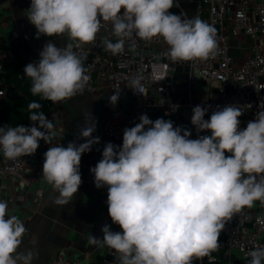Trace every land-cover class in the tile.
<instances>
[{
    "label": "clouds",
    "instance_id": "9594fccd",
    "mask_svg": "<svg viewBox=\"0 0 264 264\" xmlns=\"http://www.w3.org/2000/svg\"><path fill=\"white\" fill-rule=\"evenodd\" d=\"M174 6V0H31L26 16L37 39L67 34L76 48L96 40L101 21L111 22L117 39L103 43L114 56L124 53L125 39L133 35L145 41L162 37L173 62L214 55L216 29L199 17L170 13ZM39 57L24 68L32 95L58 103L83 93L90 77L73 43L57 47L49 41ZM130 83L131 90L143 92L139 80ZM113 93L108 100L115 106L121 89ZM41 107L35 101L28 105L29 120L39 127H0V151L15 160L34 154L40 140L52 145L44 153L42 177L58 193L52 203L65 206L82 183V155L100 143L93 136L96 121L91 112L84 119L78 132L83 143L53 145V122L31 111ZM259 107L242 130L240 106L213 111L207 120L208 108L195 106L191 124L197 133L210 132L196 139L171 120L142 114L139 123L123 130L122 145L106 143L102 158L90 168L95 187H107L108 214L122 231L105 224L102 239L91 235L88 243L112 250L114 264H193V258L205 257L213 264L226 222L256 201L264 204V102ZM25 233L22 220L0 201V264H33L31 248L19 251ZM30 243L34 246L35 239ZM245 261L264 264V247L249 250Z\"/></svg>",
    "mask_w": 264,
    "mask_h": 264
},
{
    "label": "built area",
    "instance_id": "2783aa9c",
    "mask_svg": "<svg viewBox=\"0 0 264 264\" xmlns=\"http://www.w3.org/2000/svg\"><path fill=\"white\" fill-rule=\"evenodd\" d=\"M196 17L216 29L217 47L208 59L189 61V86L202 81L208 93L201 98L190 96L186 102L187 109L192 116L195 106L208 108L204 117L207 120L213 111L237 105L243 111L238 118L241 127L244 117L249 114L256 116L257 111L262 110L259 105L264 102V0H200ZM101 24L93 43L79 48L75 47V41L69 40V43H73L78 55L85 57L84 67L90 77L85 89L94 91L107 85L109 93L114 94L118 88L122 95L128 97L127 106L109 109L102 131L105 139L122 141L123 130L139 123L142 114H147L153 121L157 118L167 120L166 116L175 115L177 103L171 85L176 66L168 56L169 46L160 36L145 41L133 35L125 39L123 54L112 55L105 51L103 42H115L117 38L113 35L111 22L101 21ZM241 36L249 41V56L242 64L234 65L230 45L232 40L238 42ZM8 51L0 49V99L8 93L4 80V57ZM134 79L140 81L142 93L131 90L130 82ZM104 105L109 107V101L105 100ZM34 125L39 127L38 122L29 120L25 127ZM197 135H210V132ZM45 152L37 149L32 155L8 160L0 151V176L19 177L28 163L36 174L42 176ZM44 194L45 190L38 191L39 196ZM219 243L218 251L225 257L237 251L246 258L249 250L256 246L264 247V212H253L245 207L234 213L226 222ZM111 251L107 248V255L102 259L104 263L116 258ZM212 257L215 262L213 253ZM88 260L82 254L75 258L61 255L52 264H88ZM204 260L206 262L201 260L200 264H208V258Z\"/></svg>",
    "mask_w": 264,
    "mask_h": 264
},
{
    "label": "crops",
    "instance_id": "0c3cea01",
    "mask_svg": "<svg viewBox=\"0 0 264 264\" xmlns=\"http://www.w3.org/2000/svg\"><path fill=\"white\" fill-rule=\"evenodd\" d=\"M200 0H177L170 13L181 15L185 18L196 17L197 6ZM31 0H0V49L9 50L4 57V63L13 59L11 51V38L17 33H24L29 41L30 63L39 61V52L43 46L51 41L57 47H63L69 43V36L48 37L40 35L36 38V28L27 19L26 10L29 9ZM230 53L234 65H240L249 56V41L241 36L238 42L231 41ZM176 70L171 85V92L177 103L175 115L166 116L167 120L175 121L174 126H183L191 130V139L198 138L195 127L191 124V115L186 102L189 97L201 98L207 95V87L202 81H197L189 86V61L174 62ZM197 84L199 87H197ZM107 86V85H106ZM99 86L94 91L84 89L82 94L65 99L58 103L51 102L47 118L54 128L52 131L53 145L67 147L69 142L83 143L78 138L79 128L83 126L84 119H90L89 113L96 121L94 137L100 138V143L94 145L92 150L81 157L80 172L82 183L72 201L65 206L52 203L58 193L48 184L42 176L28 163L19 177L0 176V201L6 202L11 215L18 216L25 225L26 233L19 251L29 248L36 253L33 264H52L58 256L75 258L86 255L88 264H114L116 258L108 263L102 261L107 255V248H96L88 243V237L94 235L103 237L101 228L108 224L114 232H121L117 224H113L108 214L107 187L97 189L94 184V176L90 168L94 167L102 158V151L106 143L122 145V141L105 139L102 135L107 112L111 108L127 106L129 103L126 95H120L115 106L104 101L112 95L108 87ZM176 119V120H175ZM255 115H247L241 123V129H245L249 121H253ZM52 145L39 141L38 149L47 151ZM45 190V194L38 195L39 190ZM253 212H264V204L256 201L249 208ZM35 239L33 246L30 242ZM194 259V258H193ZM205 259V258H204ZM201 260L196 264H200ZM224 264H246L245 258L237 251L229 256H224Z\"/></svg>",
    "mask_w": 264,
    "mask_h": 264
},
{
    "label": "trees",
    "instance_id": "16d2710c",
    "mask_svg": "<svg viewBox=\"0 0 264 264\" xmlns=\"http://www.w3.org/2000/svg\"><path fill=\"white\" fill-rule=\"evenodd\" d=\"M13 59L4 63V80L7 85V96L0 99V123L3 127L25 126L29 121L30 110L28 105L35 101L42 105L32 112L49 114L51 102L41 99L39 95L31 93V79L24 75V68L30 63L29 41L24 33L15 34L10 40ZM216 256L215 264H224V255L221 251L213 252Z\"/></svg>",
    "mask_w": 264,
    "mask_h": 264
},
{
    "label": "rangeland",
    "instance_id": "374dc122",
    "mask_svg": "<svg viewBox=\"0 0 264 264\" xmlns=\"http://www.w3.org/2000/svg\"><path fill=\"white\" fill-rule=\"evenodd\" d=\"M197 87H199L198 84H197ZM205 259H206V257H205ZM198 261H199V260H197L196 258H194V259H193V264L198 263ZM203 262H206V260H204V258H203Z\"/></svg>",
    "mask_w": 264,
    "mask_h": 264
}]
</instances>
